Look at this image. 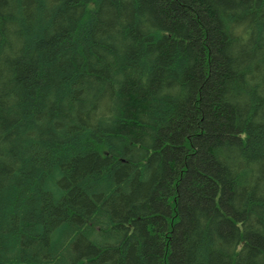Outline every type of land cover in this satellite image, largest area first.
I'll list each match as a JSON object with an SVG mask.
<instances>
[{
    "label": "trees",
    "instance_id": "1",
    "mask_svg": "<svg viewBox=\"0 0 264 264\" xmlns=\"http://www.w3.org/2000/svg\"><path fill=\"white\" fill-rule=\"evenodd\" d=\"M0 264H264V0H0Z\"/></svg>",
    "mask_w": 264,
    "mask_h": 264
}]
</instances>
